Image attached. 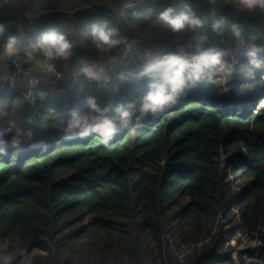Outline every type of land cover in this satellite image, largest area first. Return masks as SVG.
Wrapping results in <instances>:
<instances>
[{"label":"trees","instance_id":"1","mask_svg":"<svg viewBox=\"0 0 264 264\" xmlns=\"http://www.w3.org/2000/svg\"><path fill=\"white\" fill-rule=\"evenodd\" d=\"M98 1L40 0L35 8L31 0H0V58L10 37L16 38L15 55L24 59L30 42L62 33L73 43V55L53 63L70 72L80 59L98 58L93 26L106 24L129 37L130 26L140 25L167 37L155 55L215 49L226 53L224 62L233 71L226 79L214 73L186 80L173 105L155 117L133 118L107 144L96 134L65 139L67 121L73 112L87 111L88 97L110 116L117 106L139 115L150 80L135 73L147 61L116 63L112 75L125 80L112 89L92 91L95 84L88 79L72 90L39 87L33 106L18 93L0 94V139L7 142L19 130L22 140L18 149L0 153V248L9 255L19 251L20 259L30 258L28 264H71L85 250L101 262L264 264V108H258L264 51L250 60L228 40L237 25L248 50L264 49V13L237 19L228 3L213 13L194 0H145L126 9L135 0L111 6ZM185 5L201 21L195 29L199 38L206 37L201 50L186 44L193 30L174 33L157 22L164 7L179 11ZM27 8L46 15L28 27L21 19ZM237 234L262 241L247 261L235 250ZM191 246L180 261L175 251Z\"/></svg>","mask_w":264,"mask_h":264},{"label":"clouds","instance_id":"2","mask_svg":"<svg viewBox=\"0 0 264 264\" xmlns=\"http://www.w3.org/2000/svg\"><path fill=\"white\" fill-rule=\"evenodd\" d=\"M4 2L7 3L8 0ZM231 2L242 12L254 13L257 10L264 12V0H231ZM208 3L215 6L217 0H208ZM157 22L167 25L174 33L186 29L195 30L201 26L199 17L188 5L179 11L172 7H164L157 15ZM217 28L219 23L213 25V30ZM231 32L234 37H240L241 33L237 25L232 26ZM91 39L96 50L105 55L127 43L126 37L120 34L119 29L110 28L106 24L93 26ZM15 44L16 38L10 37L8 47L12 48ZM73 47V43L62 33L42 34L35 42H30L25 47L24 56L26 62L35 61L37 64L41 63L37 56H42L47 70L58 77L59 73L55 71L53 62L68 61L73 55ZM261 51L264 49L253 45L245 55L253 60ZM225 55L224 51L208 49L198 55L188 56L183 48L178 54L152 55L135 73L137 79L150 80L147 94L142 98L139 115L124 106H117L114 114L110 116L108 108H101L94 97H88L85 100L87 111L73 112L71 119L67 121L65 139L76 136L86 138L96 134L102 138L103 143L107 144L118 130L128 129L133 123V118L139 122L149 113L155 117L173 105L176 97L185 89L186 80L199 81L202 77L214 73L230 74L233 71V65L224 62ZM81 72L89 81L101 82L107 79L104 69L98 65H85L81 68ZM28 136L31 137V132ZM21 143L20 132L17 130L9 141L0 139V153H3L6 148L18 149ZM0 264H11V258L7 256L0 258Z\"/></svg>","mask_w":264,"mask_h":264},{"label":"built area","instance_id":"3","mask_svg":"<svg viewBox=\"0 0 264 264\" xmlns=\"http://www.w3.org/2000/svg\"><path fill=\"white\" fill-rule=\"evenodd\" d=\"M123 0H100L98 4L105 5H118ZM145 0H135L133 2H128L124 8L133 7L135 5L143 3ZM196 2H201L205 6L212 9L215 13L219 9V5H211L208 0H194ZM223 4H229L235 13V18H240L245 15L246 12L240 11L236 6L233 5L231 0H221ZM259 11V10H258ZM261 12V11H260ZM264 13V12H261ZM46 15V12L39 11L36 9L27 8L21 14V19L27 23V26H34L35 20ZM130 29L132 34L126 37L127 43L122 44L116 49H114L110 54L99 53L96 60L87 61L80 59L76 67L68 72L67 68L57 69L55 71L59 73V76L50 73L47 70L46 63L42 60L41 63L37 64L35 61H27L26 58L22 59L11 53L5 54L2 57V73L0 74V94L7 92L18 93L23 96L31 106L35 103L34 93L39 87H43L48 91L55 90L59 85L66 87L69 90L74 89L78 85L80 79H87L81 72V68L85 65L88 66H100L104 69V75L106 80L101 82L92 81L96 88H105L113 85L121 86L124 77L118 75L114 77L112 74L115 73L117 67L116 63H124L125 65H134L140 62H145L151 58L152 55L161 49L167 40L163 34H160L152 29L144 28L140 25H131ZM198 31H189V37L186 44L192 46L195 50H201L203 48L206 39L198 37ZM230 42L234 41V47L236 52H246L248 50V45L246 41L240 36L232 37L228 39ZM38 59V58H37ZM115 68V71L112 70ZM112 71V72H111ZM237 215V219H238ZM231 227L228 226V230ZM241 239L238 245L232 242L231 245H236L235 250L243 254V259L248 260L250 254L255 253L262 246V241L259 237L254 239H247L237 234ZM200 246V245H197ZM187 248V249H185ZM194 246L184 247L178 251H175L176 257L182 261L192 252Z\"/></svg>","mask_w":264,"mask_h":264},{"label":"rangeland","instance_id":"4","mask_svg":"<svg viewBox=\"0 0 264 264\" xmlns=\"http://www.w3.org/2000/svg\"><path fill=\"white\" fill-rule=\"evenodd\" d=\"M25 1L28 2V0H25ZM31 1L35 3V8H37V4L40 2V0H31ZM216 4L217 5H222V1L221 0H217V3ZM249 14H255V12L254 13H246L245 15H249ZM5 50L6 51H5V53L3 55L8 54V53H11V54L15 55V53H14V51H13L12 48H9L8 47ZM1 62H2V59L0 60V63ZM119 64L124 65V63H119ZM223 76H224V79H226L228 77V73H223ZM253 87H254L253 90H257L258 89L255 86H253ZM97 89L98 88H96V87L95 88H92V91H98ZM110 89H112V86L110 87ZM262 97L263 98L261 99V101L258 104V108L259 109L264 108V95ZM131 111H132V109H131ZM225 228L227 229V231L232 230V228L228 230V225H226V223H225ZM237 237H239V236L237 235ZM240 241H241V239H240ZM240 241H239V243H240ZM235 244H236V242H235ZM185 249H187V248H185ZM37 253H41V252H38V251L34 252V254H37ZM5 256L11 258V263H14L15 261H18L16 264H28L30 262V258L29 257L20 259L19 258V256H20L19 251H16V252H14V253H12L10 255L7 254L5 252L4 246H2L0 248V258L5 257ZM149 260L150 259H148V261ZM71 264H127V263H125L123 259H117V260L110 259V260H106L105 262H101V260L99 259L98 255H96V254H90V253H88V251L85 250L81 254L74 256L72 258ZM155 264H159V263L156 262Z\"/></svg>","mask_w":264,"mask_h":264},{"label":"crops","instance_id":"5","mask_svg":"<svg viewBox=\"0 0 264 264\" xmlns=\"http://www.w3.org/2000/svg\"><path fill=\"white\" fill-rule=\"evenodd\" d=\"M219 6H221V5H219ZM1 59H2V58H1ZM1 59H0V60H1ZM2 67H3V63L1 62V63H0V74L2 73Z\"/></svg>","mask_w":264,"mask_h":264},{"label":"water","instance_id":"6","mask_svg":"<svg viewBox=\"0 0 264 264\" xmlns=\"http://www.w3.org/2000/svg\"><path fill=\"white\" fill-rule=\"evenodd\" d=\"M264 115V114H263ZM220 154H221V159L224 160V157L222 155V151H220Z\"/></svg>","mask_w":264,"mask_h":264}]
</instances>
